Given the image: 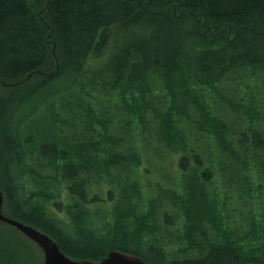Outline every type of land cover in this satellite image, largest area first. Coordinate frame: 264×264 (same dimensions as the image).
I'll return each instance as SVG.
<instances>
[{"label": "trees", "instance_id": "obj_1", "mask_svg": "<svg viewBox=\"0 0 264 264\" xmlns=\"http://www.w3.org/2000/svg\"><path fill=\"white\" fill-rule=\"evenodd\" d=\"M29 73L0 84L4 215L73 259L264 264V0H0V80Z\"/></svg>", "mask_w": 264, "mask_h": 264}, {"label": "water", "instance_id": "obj_2", "mask_svg": "<svg viewBox=\"0 0 264 264\" xmlns=\"http://www.w3.org/2000/svg\"><path fill=\"white\" fill-rule=\"evenodd\" d=\"M54 49L55 46H53V57L55 58ZM30 76L31 74L29 73L24 80L12 84L3 83L0 80V84L3 86L13 87L24 83L29 79ZM3 199V192L0 190V222L13 227L18 233L23 235L38 249H40L42 252L41 264H148L146 261L136 255L121 252L116 249L108 251L106 257L99 261L73 259L64 254L59 248L58 244L45 232H42L41 230L24 222L4 215L2 212Z\"/></svg>", "mask_w": 264, "mask_h": 264}, {"label": "rangeland", "instance_id": "obj_3", "mask_svg": "<svg viewBox=\"0 0 264 264\" xmlns=\"http://www.w3.org/2000/svg\"><path fill=\"white\" fill-rule=\"evenodd\" d=\"M93 65L95 66L96 64L94 63ZM8 242L14 247L13 253L18 256V264H41L42 252L35 245L32 243H22L21 241L15 242L9 240ZM1 261L7 264V258Z\"/></svg>", "mask_w": 264, "mask_h": 264}]
</instances>
